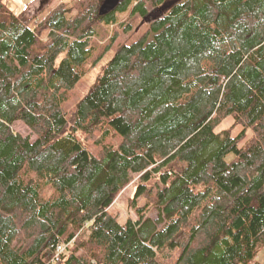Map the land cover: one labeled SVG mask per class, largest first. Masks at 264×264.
<instances>
[{
	"label": "trees",
	"instance_id": "trees-1",
	"mask_svg": "<svg viewBox=\"0 0 264 264\" xmlns=\"http://www.w3.org/2000/svg\"><path fill=\"white\" fill-rule=\"evenodd\" d=\"M59 1L38 20L33 0H0V264H257L264 0H122L103 16L102 0H67L71 17ZM153 10L135 40L112 43V26L100 43L117 12L130 28ZM135 175L120 222L109 208Z\"/></svg>",
	"mask_w": 264,
	"mask_h": 264
},
{
	"label": "rangeland",
	"instance_id": "rangeland-1",
	"mask_svg": "<svg viewBox=\"0 0 264 264\" xmlns=\"http://www.w3.org/2000/svg\"><path fill=\"white\" fill-rule=\"evenodd\" d=\"M8 5L12 10L22 9L24 4L29 0H7ZM67 1V0H66ZM180 0H166L164 4H173ZM59 0H33L31 8L28 10L27 14L29 16L36 15L38 20L42 19L45 14L53 8L56 4H58ZM67 8L69 12L67 13L68 17H71L75 14L74 10L71 8L72 1H67ZM158 13V10H153L146 17L140 19H130L127 23H129L132 27L126 28L125 25H120L124 19L128 16V11L126 12H117L115 14V20L113 23L104 24L103 28L105 29L106 36L105 39L100 40V43L105 44L109 40V35L112 33V26L116 29L115 38L112 43H130L135 40L146 28L147 22L151 21L153 15ZM134 26V28H133ZM136 26V27H135ZM126 28V29H125ZM115 45V44H112ZM111 45V46H112ZM113 55V49L106 51L95 63L88 66V69L84 73V75L79 80L78 84L72 89L71 98L68 102V106H72L73 103L83 97L85 93L89 90L90 86L95 81L97 75L101 72V66ZM91 59V58H90ZM13 129L15 132H19L22 135H30V138L33 139V135L30 134V131L25 126L21 125L19 122H16L13 125ZM89 150L93 151V147L89 146ZM137 183V176L135 175L133 181L126 186L123 191L117 196L111 207L109 208L113 214H116L120 220V222H124L126 218L131 217L135 218V213L133 209L128 206L127 201L133 195L135 190V185ZM141 200V199H140ZM143 200L139 203L141 204ZM150 215L152 217L156 216V212L154 209L151 210ZM63 247L60 251H63ZM256 260H258V264H264V246L261 248L258 253ZM54 264H57L54 262ZM254 264V263H250Z\"/></svg>",
	"mask_w": 264,
	"mask_h": 264
},
{
	"label": "water",
	"instance_id": "water-1",
	"mask_svg": "<svg viewBox=\"0 0 264 264\" xmlns=\"http://www.w3.org/2000/svg\"><path fill=\"white\" fill-rule=\"evenodd\" d=\"M121 1L122 0H102L98 7V14L103 16L114 11Z\"/></svg>",
	"mask_w": 264,
	"mask_h": 264
},
{
	"label": "built area",
	"instance_id": "built-area-1",
	"mask_svg": "<svg viewBox=\"0 0 264 264\" xmlns=\"http://www.w3.org/2000/svg\"><path fill=\"white\" fill-rule=\"evenodd\" d=\"M58 248H59V249H58V252H61L62 250L60 251V249H61L62 247H58Z\"/></svg>",
	"mask_w": 264,
	"mask_h": 264
},
{
	"label": "crops",
	"instance_id": "crops-1",
	"mask_svg": "<svg viewBox=\"0 0 264 264\" xmlns=\"http://www.w3.org/2000/svg\"><path fill=\"white\" fill-rule=\"evenodd\" d=\"M257 264H258V260H257Z\"/></svg>",
	"mask_w": 264,
	"mask_h": 264
},
{
	"label": "bare ground",
	"instance_id": "bare-ground-1",
	"mask_svg": "<svg viewBox=\"0 0 264 264\" xmlns=\"http://www.w3.org/2000/svg\"><path fill=\"white\" fill-rule=\"evenodd\" d=\"M114 37V36H113Z\"/></svg>",
	"mask_w": 264,
	"mask_h": 264
}]
</instances>
